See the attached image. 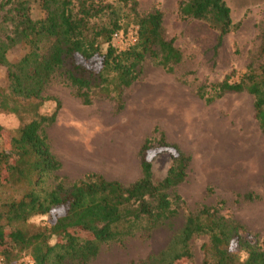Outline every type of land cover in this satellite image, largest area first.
<instances>
[{"label":"trees","instance_id":"trees-1","mask_svg":"<svg viewBox=\"0 0 264 264\" xmlns=\"http://www.w3.org/2000/svg\"><path fill=\"white\" fill-rule=\"evenodd\" d=\"M34 1L43 12L40 18L32 15V0H0V66L7 80L0 85V114L32 115L16 131L0 124V189L21 192L0 199V255L3 264H18L24 254L34 264H91L102 244L172 223L185 204L175 188L186 180L191 156L164 136L157 145L147 138L139 153L142 176L133 182L91 172L70 187L58 182L45 188L47 176L62 168L45 130L56 121L61 103L51 114H41L44 102L55 99L45 89L59 76L85 104L92 103L93 92L113 94L121 110L123 92L140 78L147 58L172 72L183 55L175 39L166 36L163 12L142 13L139 0ZM177 15L182 21H206L218 33L216 48L238 28L226 0H178ZM116 34H132L136 40L118 46ZM16 49L21 54L12 59ZM242 91L254 96L255 117L264 133V62L258 69L250 65L238 81L228 75L208 92L201 87L199 95L211 103ZM152 150L168 151L172 159L161 180L153 176ZM222 209L203 205L187 213L170 264L191 260V243L203 235L209 243L202 264H264V248ZM48 214L46 224L30 222Z\"/></svg>","mask_w":264,"mask_h":264},{"label":"rangeland","instance_id":"rangeland-1","mask_svg":"<svg viewBox=\"0 0 264 264\" xmlns=\"http://www.w3.org/2000/svg\"><path fill=\"white\" fill-rule=\"evenodd\" d=\"M139 2L142 13L155 8L163 12L166 36L175 39L183 55L181 63L169 72L147 58L140 78L123 92L121 110L113 94L93 92L92 103L85 104L69 83L54 77L45 95L55 99L45 101L39 112L49 115L57 101L61 103L56 121L45 130L62 168L47 176L45 188L58 182L70 187L91 172L109 180L133 182L142 176L139 153L144 141L151 138L157 145L164 136L191 156L188 176L175 188L185 204L169 225L150 233L140 231L123 242L102 244L91 264H170L180 247L175 236L187 213L203 205L223 207L222 212L264 248V133L255 117V98L247 91L227 92L208 103L199 95L201 87L208 92L211 84L228 75L238 81L250 65L258 69L264 62V0H226L238 28L218 48V33L206 21L178 19V0ZM32 15L43 16L34 0ZM135 40L132 34H121L114 43L125 46ZM20 54L16 49L11 58ZM6 84V69L0 66V85ZM30 119V114L24 119L13 113L0 114V124L9 131ZM158 151L152 150L149 158L154 178L161 180L172 159L168 151ZM20 194L16 189H0V199ZM50 218L49 214L37 215L30 222L46 224ZM208 240L207 235L195 237L193 257L182 264H202ZM18 264H34V260L24 254Z\"/></svg>","mask_w":264,"mask_h":264},{"label":"built area","instance_id":"built-area-1","mask_svg":"<svg viewBox=\"0 0 264 264\" xmlns=\"http://www.w3.org/2000/svg\"><path fill=\"white\" fill-rule=\"evenodd\" d=\"M120 35L116 34L115 38L119 37ZM4 263V257L2 255H0V264Z\"/></svg>","mask_w":264,"mask_h":264}]
</instances>
